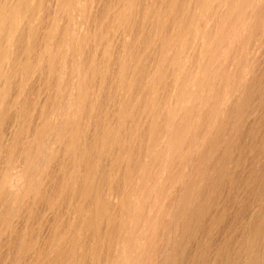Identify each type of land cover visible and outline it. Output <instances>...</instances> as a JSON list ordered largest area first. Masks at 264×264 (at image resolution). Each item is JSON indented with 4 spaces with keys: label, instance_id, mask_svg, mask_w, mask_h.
Instances as JSON below:
<instances>
[{
    "label": "rangeland",
    "instance_id": "1",
    "mask_svg": "<svg viewBox=\"0 0 264 264\" xmlns=\"http://www.w3.org/2000/svg\"><path fill=\"white\" fill-rule=\"evenodd\" d=\"M28 3L0 36V264H264V0Z\"/></svg>",
    "mask_w": 264,
    "mask_h": 264
},
{
    "label": "bare ground",
    "instance_id": "2",
    "mask_svg": "<svg viewBox=\"0 0 264 264\" xmlns=\"http://www.w3.org/2000/svg\"><path fill=\"white\" fill-rule=\"evenodd\" d=\"M28 1H30V0H19L18 2V5L17 6H15L14 8H11V9H6V7H4L1 11H0V36L2 35L3 36V34L5 33V32H9V30L11 29V20L13 19V18H15L16 16H18V17H20L21 18V16H22V18H24V14H25V17H27L26 15V10H27V3H28ZM174 2V1H173ZM72 3V0H68V1H65V0H58V5H59V7L62 9H64L65 7H70V5H72L71 4ZM168 3V2H167ZM167 3H165V4H167ZM29 4V3H28ZM143 4V3H142ZM176 5H177V3H176ZM166 7V6H165ZM179 7H180V5H179ZM231 7V6H230ZM235 7V6H234ZM176 8V7H175ZM39 9V8H38ZM171 9H174V8H171ZM196 9V8H195ZM142 10V9H141ZM162 10H164V9H162ZM36 11V10H35ZM237 12H239V10H237ZM30 13V12H29ZM140 13V12H139ZM165 13V12H164ZM173 13V12H172ZM150 15H152L151 13H149ZM164 15V14H163ZM163 15L161 14L160 16H159V20H160V18L162 19V17H163ZM34 17V16H33ZM157 17V16H156ZM169 18H170V16H168ZM20 18H19V20H20ZM153 18V17H152ZM165 18V17H164ZM172 18V17H171ZM156 19V18H155ZM240 19V15H238V13L236 14V20L238 21ZM163 20V19H162ZM161 20V21H162ZM171 20V19H170ZM163 22V21H162ZM167 23V22H166ZM241 24L242 23H237V26L239 25V26H241ZM236 25V24H235ZM217 26H219V30H222L223 28H221L222 26H220V24L218 25V24H215V27H217ZM159 27V26H158ZM161 27V26H160ZM159 27V28H160ZM17 31V29L16 28H13L12 29V31H10L11 33H10V36L12 37V39H14L15 38V32ZM234 34V33H233ZM146 35V34H145ZM1 36V37H2ZM164 36L166 37V35L163 33V31H162V29L160 28V34H159V37H160V39L161 40H164ZM3 38V37H2ZM1 39V38H0ZM17 39V38H16ZM80 39V38H79ZM55 41V40H54ZM57 42V41H56ZM174 42V41H173ZM13 43H14V41H13ZM54 44V43H53ZM92 44V43H91ZM129 44V43H128ZM9 45V44H8ZM12 46V45H11ZM74 47H75V44H74ZM166 48V47H165ZM168 48V47H167ZM208 48H210V46H208ZM13 49V48H12ZM169 49H170V47H169ZM211 49V48H210ZM1 50V49H0ZM206 50V49H205ZM204 50V51H205ZM75 51V50H74ZM178 52V51H177ZM79 53V52H78ZM77 53V54H78ZM75 54V53H74ZM10 58V57H9ZM53 58V57H52ZM55 58V57H54ZM63 58V57H62ZM176 58V57H175ZM2 59H3V54L1 55V53H0V63H1V61H2ZM8 59V58H7ZM199 59V58H198ZM201 59V58H200ZM79 60V59H78ZM171 61V60H170ZM178 61V60H177ZM195 61V60H194ZM28 62H30V61H28ZM27 62V63H28ZM173 62V61H172ZM14 63V62H13ZM26 62H24V64H23V67H24V71L25 72H28L29 70H31V65H29V64H25ZM56 63V62H55ZM176 63V62H175ZM193 64V63H192ZM12 65V64H11ZM21 65V64H20ZM53 65V64H52ZM180 65V64H179ZM179 65H177V66H179ZM13 66V65H12ZM19 68V67H18ZM182 68V67H181ZM60 69V68H59ZM116 69V68H115ZM85 70V69H84ZM54 72V68H52V67H50V71H49V73H53ZM21 73V72H20ZM75 74V76H73V80L71 79V92H70V105H72V104H74V106H75V108L76 107H78V99L80 98V97H82L83 96V92H82V89H84V86H82L81 88H79L83 83H82V80L84 79V76L82 77L81 75H82V73L80 72V68H79V66H78V64H74V70H73V72H72V74ZM81 73V74H80ZM161 76V75H160ZM172 76V75H171ZM96 79V78H95ZM174 80V79H173ZM179 80H180V78H179ZM68 82V81H67ZM64 84V83H63ZM120 84V83H119ZM137 84V83H136ZM144 84V83H143ZM192 85V84H191ZM12 86V85H11ZM175 86V85H174ZM181 86V85H180ZM61 87V86H60ZM123 87V86H122ZM172 88V87H171ZM174 88V87H173ZM183 88H184V86H183ZM77 89H79L80 90V92H77ZM140 89V88H139ZM186 90V89H185ZM146 97V96H145ZM59 98V97H58ZM175 98V97H174ZM174 98H173V100H174ZM176 100V99H175ZM174 100V101H175ZM179 100V99H178ZM62 102V101H61ZM152 103V102H151ZM128 104V103H127ZM158 104V103H157ZM132 106V105H131ZM172 106V105H171ZM60 107V106H59ZM178 107V106H177ZM73 108V107H72ZM129 109V108H128ZM78 110H80V109H78ZM123 110V109H122ZM130 110V109H129ZM65 111V110H64ZM71 111V110H70ZM115 111V110H114ZM128 111V110H127ZM56 112V111H55ZM119 112H121V111H119ZM60 113V112H59ZM126 113V112H125ZM54 114V113H53ZM121 114H123V113H121ZM126 114H128V113H126ZM126 114H124V115H126ZM55 115V114H54ZM72 115V114H71ZM53 116V115H52ZM132 117V116H131ZM120 118V117H119ZM118 118V119H119ZM126 119V118H125ZM117 120V119H116ZM121 120V119H120ZM131 120V119H130ZM125 121V120H124ZM119 122V121H118ZM165 123V122H164ZM118 124H120V123H118ZM163 124V123H162ZM195 125V124H194ZM10 126V125H9ZM168 126V125H167ZM184 126V125H183ZM176 127H178V126H176ZM181 127V126H180ZM191 127V126H190ZM54 128V127H53ZM109 128V127H108ZM169 128H171L172 130V132H173V134L169 137H167V141L164 143V152L165 153H168L169 152V147H170V141L173 139L172 138V136L173 135H175L176 134V129L174 130V123L172 124V127H169ZM182 128V127H181ZM184 128V127H183ZM105 129V128H104ZM165 130V129H164ZM169 130V129H168ZM167 130V131H168ZM185 130V129H184ZM188 130H190V128H188ZM75 132H74V134H76V132L78 131V127L76 126L75 127V130H74ZM108 131V130H107ZM155 131V130H154ZM163 131V130H162ZM60 132H62V128L60 127V125L58 126V128L56 127L55 129H53V131H52V134L53 135H57L58 134V136H60L59 135V133ZM100 132V131H99ZM112 132V131H111ZM181 132H183V131H181ZM185 133L184 134H186V132H187V130H185L184 131ZM73 133V132H72ZM108 133V132H107ZM171 133V132H170ZM192 133V132H191ZM78 134V133H77ZM110 134V133H109ZM112 134V133H111ZM189 134V133H188ZM42 134L40 133L39 134V136H41ZM38 136V137H39ZM48 136V135H47ZM165 136H167V134H165ZM190 136H192V135H190ZM73 137H74V135H73ZM53 138V137H52ZM98 138H99V136L97 135V138H96V141L98 140ZM186 138V137H185ZM193 138V137H192ZM46 140H47V137L45 138ZM57 139V138H56ZM102 139V138H101ZM101 139H100V141H101ZM40 140H41V137L39 138V142H40ZM138 140V139H137ZM189 140V139H188ZM38 141V140H37ZM43 141V140H42ZM58 141V140H57ZM74 141V139L72 138V140H71V142L69 143V144H72V142ZM99 141V140H98ZM190 141V140H189ZM51 142H52V139H51ZM103 142V141H102ZM101 142V143H102ZM152 143V142H151ZM39 144V143H38ZM41 144V143H40ZM96 144H97V142H96ZM74 144H72V146H73ZM32 146V145H31ZM31 146L30 147H24L23 148V150H22V152H23V155H24V160H23V167L21 168V170L19 169V178L21 179V182H22V185H24V188H25V190H23V191H19V192H17V193H15V194H13L12 195V197H13V202H15L16 203V201L17 200H19L18 199V197L19 196H22V195H24L25 194V191H27L28 189H29V184H27V183H29V182H26V176H27V170L29 171V167L31 166V164L34 162V155H32L31 154ZM101 146V145H100ZM100 146H98V147H100ZM172 147V146H171ZM170 147V148H171ZM84 148V147H83ZM95 148V147H94ZM112 148V147H111ZM38 149V148H37ZM37 149H36V152L38 153V151H37ZM52 149V148H51ZM107 149H110V148H107ZM103 150V149H102ZM105 151V150H104ZM111 151V150H110ZM14 152V151H13ZM35 152V153H36ZM40 152V151H39ZM100 153H102L101 151H99ZM36 153V154H37ZM41 153V152H40ZM35 154V155H36ZM99 154V153H98ZM106 154V153H105ZM11 155V154H10ZM81 155V154H80ZM147 156V155H146ZM35 157H37V156H35ZM41 157V156H40ZM92 158V157H91ZM100 159V158H99ZM41 160V159H40ZM22 162V161H21ZM102 162V161H101ZM99 163V162H98ZM160 164V163H159ZM166 164V163H165ZM37 166V165H36ZM96 166V165H95ZM159 167V166H158ZM166 167V166H165ZM20 168V167H19ZM97 168V167H96ZM132 168V167H131ZM160 168V167H159ZM110 169V168H109ZM162 169H164V168H162ZM169 169V168H168ZM168 169H167V171H168ZM30 170H31V167H30ZM139 170V169H138ZM161 170V169H160ZM44 171V170H43ZM87 171H89V170H87ZM140 171H141V173L139 174V177L141 176V174H142V171H143V168H141L140 169ZM158 171V170H157ZM166 171V170H165ZM91 172V171H90ZM139 172V171H138ZM137 172V173H138ZM160 172H164V171H160ZM159 172V173H160ZM169 172V171H168ZM89 173V172H88ZM126 173V172H125ZM157 173V172H156ZM87 174V173H86ZM144 174V173H143ZM33 175H35V174H33ZM130 175V174H129ZM146 175V174H145ZM89 176V175H88ZM128 176V175H127ZM126 176V177H127ZM133 176H134V174H133ZM160 176V175H159ZM80 177V176H79ZM87 177V176H86ZM129 177V176H128ZM158 177V176H157ZM30 178H32L31 176H30ZM29 178V179H30ZM96 178H97V176H96ZM138 178V177H137ZM146 178V177H145ZM28 179V178H27ZM91 179V178H90ZM159 179V178H158ZM81 180H82V178H81ZM80 180V181H81ZM97 180H99V179H97ZM136 180V179H135ZM161 180V179H160ZM165 180V179H164ZM33 181V180H32ZM90 181H92V180H90ZM140 181V180H139ZM138 181V182H139ZM166 181V180H165ZM164 182V181H163ZM97 183V182H96ZM169 183V182H168ZM67 184V183H66ZM78 184V183H77ZM81 184V183H80ZM100 184V183H99ZM31 185V184H30ZM83 189H85V186H86V178H83ZM128 185V184H127ZM158 185V184H157ZM157 185H155L156 187H157ZM107 186V185H106ZM150 186V185H149ZM161 186V185H160ZM170 186V185H169ZM32 187V186H31ZM78 187V186H77ZM76 187V188H77ZM118 187V186H117ZM19 188V187H18ZM23 188V189H24ZM137 188V187H136ZM140 188H142V187H140ZM139 188V189H140ZM160 188V187H159ZM6 189V188H5ZM17 189V188H16ZM88 189V188H87ZM97 189V188H96ZM81 190V189H80ZM79 190V191H80ZM86 190V189H85ZM160 190H162V189H160ZM6 191V190H5ZM110 191V190H109ZM134 191V190H133ZM142 191V190H141ZM90 192V191H89ZM92 192V191H91ZM155 192V191H154ZM162 192V191H161ZM160 192V193H161ZM83 193H84V191H83ZM82 193V194H83ZM126 193V192H125ZM128 193H129V191H128ZM135 193V192H134ZM144 193H146V192H144ZM147 193H150L149 191L147 192ZM159 193V192H158ZM1 194V193H0ZM86 194V193H85ZM84 194V195H85ZM122 194V193H121ZM80 195H81V193H80ZM89 195H90V193H89ZM112 195V194H111ZM118 196H119V194H117ZM124 195L125 194H123V197H124ZM151 195H152V193H151ZM162 195V194H161ZM133 196V195H132ZM135 196V195H134ZM78 197V196H77ZM86 197V196H85ZM113 197H114V195H113ZM140 197V196H139ZM79 198H80V196H79ZM119 198V197H118ZM127 198V197H126ZM12 199V198H11ZM82 200H83V198H81ZM84 199H86V198H84ZM99 199V198H98ZM125 199V198H124ZM138 199V198H137ZM122 200H123V198H122ZM133 200V199H132ZM119 202L121 201V199L120 200H118ZM124 201V200H123ZM137 201V200H136ZM11 202V201H10ZM78 202V201H77ZM118 202V203H119ZM12 203V202H11ZM14 203V204H15ZM17 203H19V202H17ZM17 203L15 204V205H17ZM81 203V202H80ZM121 203V202H120ZM154 203H156V201L154 202ZM153 203V204H154ZM122 204V203H121ZM134 204V203H133ZM137 204V203H136ZM13 205V204H12ZM11 205V206H12ZM139 205V204H138ZM143 205V204H142ZM10 206V205H9ZM8 206V207H9ZM75 206V205H74ZM82 206V205H81ZM125 206H126V204H125ZM16 207V206H15ZM79 207V206H78ZM84 206H82V208H83ZM95 207H96V205H95ZM105 207V206H104ZM108 207V206H107ZM106 207V208H107ZM119 207H120V204H119ZM122 207H123V204H122ZM143 207V206H142ZM151 207V206H150ZM154 207V206H153ZM12 208V207H11ZM121 208V207H120ZM125 208V207H124ZM123 208V209H124ZM127 208V207H126ZM13 209V208H12ZM12 209H11V211H12ZM80 209V208H79ZM90 209V208H89ZM103 209V208H102ZM131 209V208H130ZM8 210H10V209H8ZM13 210H15V208L13 209ZM98 210V209H97ZM101 210V209H100ZM99 210V211H100ZM10 211V212H11ZM75 211V210H74ZM94 211V210H93ZM93 211H92V209H91V212H92V214H93ZM102 211V210H101ZM129 211V210H128ZM7 212V211H6ZM10 212H7V213H9L10 214ZM16 212V211H15ZM81 212H83V211H81ZM81 212H80V214H81ZM107 212V211H106ZM105 212V213H106ZM89 213V212H88ZM95 213V212H94ZM103 213V212H102ZM122 213V212H121ZM126 212H124V214H125ZM3 214V213H2ZM78 214V210H77V213H76V215ZM98 214V213H97ZM100 215H101V213H99ZM131 214V213H130ZM1 215V214H0ZM4 215V214H3ZM6 215V214H5ZM11 215V214H10ZM13 215V214H12ZM11 215V216H12ZM84 215V214H83ZM87 215V214H86ZM90 216H92L91 214H89ZM96 215V214H95ZM107 215V214H106ZM82 216V215H81ZM103 216H105L104 214H103ZM110 216V215H109ZM126 216V215H125ZM124 216V217H125ZM13 217V216H12ZM93 217H95V216H93ZM96 217H98V216H96ZM102 217V216H101ZM106 217V216H105ZM128 217V216H127ZM131 217V216H130ZM4 217H2V219H3ZM82 218H83V216H82ZM100 218V217H99ZM107 218H108V215H107ZM132 218V217H131ZM136 218H138V217H136ZM158 218V217H157ZM106 219V218H105ZM111 219V218H110ZM126 219V218H125ZM148 219V218H147ZM150 219V218H149ZM153 219V218H152ZM85 220V219H84ZM121 220V219H120ZM135 220V219H134ZM145 220V219H144ZM154 220V219H153ZM157 220V219H156ZM159 220V219H158ZM0 221H1V219H0ZM88 221V220H87ZM95 221V220H94ZM93 221V222H94ZM109 221H111V220H109ZM129 221V220H128ZM131 221V220H130ZM137 221V220H136ZM155 221V220H154ZM90 222V221H89ZM99 222H102V221H99ZM112 222V221H111ZM119 222V221H118ZM122 222H123V220H122ZM134 222V221H133ZM141 222V221H140ZM159 222V221H158ZM79 223V222H78ZM77 223V224H78ZM88 223V222H87ZM113 223V222H112ZM129 223V222H128ZM149 223H150V221H149ZM8 220H3V222H2V228H6L7 226H8ZM94 224H95V222H94ZM117 224V223H116ZM119 224V223H118ZM120 225V224H119ZM127 225V224H126ZM151 225H152V223H151ZM157 225V224H156ZM159 225V224H158ZM91 226H92V224H91ZM115 226V225H114ZM134 226V225H133ZM95 227V226H94ZM97 227V226H96ZM129 226H127V228H128ZM154 227V226H153ZM89 228V227H88ZM93 228V227H92ZM91 228V229H92ZM90 229V230H91ZM126 229V228H125ZM152 229V228H151ZM150 229V230H151ZM71 230V229H70ZM75 230V229H74ZM81 230V229H80ZM93 230H96V229H93ZM113 230V229H112ZM127 230H129V229H127ZM147 230V229H146ZM3 231V230H2ZM124 231V230H123ZM52 232V231H51ZM78 231H76V233H77ZM114 232V231H113ZM112 232V233H113ZM137 232H138V229H137ZM53 233V232H52ZM110 233V232H109ZM139 233V232H138ZM67 234H69V233H67ZM130 234H131V232H130ZM141 234V233H140ZM140 234H138V235H140ZM70 235V234H69ZM68 235V236H69ZM129 235V234H128ZM137 235V234H136ZM137 235V236H138ZM76 236V235H75ZM60 237H62V236H60ZM77 237V236H76ZM81 237V236H80ZM110 237V236H109ZM134 237V236H133ZM63 238V237H62ZM129 238V237H128ZM135 238V237H134ZM64 239H65V237H64ZM78 239V238H77ZM60 240H61V238H60ZM75 238H74V236L73 235H71V236H69V238H68V240L66 241V244H67V246L68 245H73L74 243H75ZM81 240V239H80ZM83 241H85V240H81L80 241V243L81 242H83ZM94 241V240H93ZM91 242V241H90ZM112 242V241H111ZM61 243V242H60ZM130 243V242H129ZM27 244V243H26ZM25 244V245H26ZM32 244V243H31ZM85 244V243H84ZM83 243H82V245H84ZM117 244H122V243H118L117 242ZM30 245V244H29ZM62 245V247L64 248L65 247V244H64V242H63V244H61ZM75 245V244H74ZM87 245V244H86ZM110 245V244H109ZM124 245V244H123ZM57 246V245H56ZM80 246V245H79ZM133 246V245H132ZM114 247V246H113ZM75 248H76V246H75ZM26 249V248H25ZM27 249H29V248H27ZM67 249H68V247H67ZM84 248H82V250H83ZM128 249V248H127ZM135 249V248H134ZM126 250V249H125ZM61 251V250H60ZM67 251V250H66ZM66 251H65V253H66ZM111 251V250H110ZM57 252V251H56ZM75 252V251H74ZM92 252H93V250H92ZM96 252V251H95ZM125 252V251H124ZM63 252H61L60 254H58V255H61ZM94 253V252H93ZM100 253V252H99ZM135 253V252H134ZM67 254V253H66ZM95 254H97V252L95 253ZM94 255V254H93ZM118 255V254H117ZM62 256V255H61ZM107 256V255H106ZM92 258H95V256H93ZM108 258V257H107ZM110 258V257H109ZM82 259V258H81ZM104 259V258H103ZM80 260V259H79ZM83 260V259H82ZM82 260H80V261H82ZM105 260V259H104ZM125 260V259H124ZM128 260V259H127ZM126 260V261H127ZM145 260V259H144ZM89 262V261H88ZM131 262V261H130ZM74 263V262H73ZM120 264V263H119Z\"/></svg>",
    "mask_w": 264,
    "mask_h": 264
}]
</instances>
